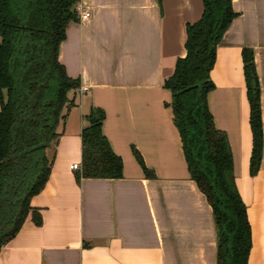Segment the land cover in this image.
<instances>
[{
    "label": "crops",
    "instance_id": "1",
    "mask_svg": "<svg viewBox=\"0 0 264 264\" xmlns=\"http://www.w3.org/2000/svg\"><path fill=\"white\" fill-rule=\"evenodd\" d=\"M58 60L86 92L45 149L50 173L29 215L0 250V264H216L211 206L191 178L164 81L184 57L186 23L202 0H79ZM236 16L216 44L207 104L228 139L235 182L251 227L249 264H264V0H231ZM250 48L260 87L263 145L249 173L252 133L241 52ZM104 112L102 133L122 160V177L75 178L89 109ZM133 149L152 176L146 175Z\"/></svg>",
    "mask_w": 264,
    "mask_h": 264
},
{
    "label": "trees",
    "instance_id": "2",
    "mask_svg": "<svg viewBox=\"0 0 264 264\" xmlns=\"http://www.w3.org/2000/svg\"><path fill=\"white\" fill-rule=\"evenodd\" d=\"M79 0H0V250L26 218H42L30 205L50 173L45 149L74 105L79 79L58 60L69 22L79 21ZM200 18L185 26L184 57L164 81L191 178L211 206L216 227V264H249L251 227L238 191L228 139L216 128L207 104L216 44L236 16L231 0H202ZM252 149L249 173L259 169L263 135L260 87L253 52H241ZM81 131L80 178L122 177V160L102 133L104 112L91 107ZM133 154L152 176L136 149Z\"/></svg>",
    "mask_w": 264,
    "mask_h": 264
},
{
    "label": "built area",
    "instance_id": "3",
    "mask_svg": "<svg viewBox=\"0 0 264 264\" xmlns=\"http://www.w3.org/2000/svg\"><path fill=\"white\" fill-rule=\"evenodd\" d=\"M76 9L78 12L79 21H83L90 16V10L86 7L81 6L80 4L77 5ZM86 90H87V87H79L78 88L79 93H84V92H86ZM70 167H71V169H80V166L78 164H73Z\"/></svg>",
    "mask_w": 264,
    "mask_h": 264
}]
</instances>
